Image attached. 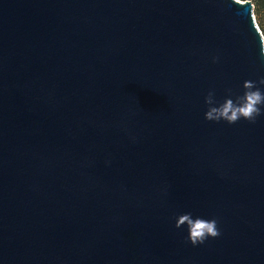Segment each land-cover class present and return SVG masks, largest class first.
<instances>
[{
	"label": "water",
	"instance_id": "1",
	"mask_svg": "<svg viewBox=\"0 0 264 264\" xmlns=\"http://www.w3.org/2000/svg\"><path fill=\"white\" fill-rule=\"evenodd\" d=\"M254 9L0 0V264H264V106L205 119L264 92Z\"/></svg>",
	"mask_w": 264,
	"mask_h": 264
},
{
	"label": "clouds",
	"instance_id": "2",
	"mask_svg": "<svg viewBox=\"0 0 264 264\" xmlns=\"http://www.w3.org/2000/svg\"><path fill=\"white\" fill-rule=\"evenodd\" d=\"M260 54L264 57V47L261 48ZM258 83L264 86V79L259 80ZM242 87L244 89L242 95L237 96L235 100L227 98L218 106H213L216 101L213 99V94L209 92L205 98V103L209 106L205 113V119L213 122L225 121L228 124H234L242 118L255 122V118L262 114L264 92L253 81H245ZM175 226L178 229L186 227L188 239L193 246L202 244L209 237L216 238L220 235L215 220L193 218L190 213L180 215L176 219Z\"/></svg>",
	"mask_w": 264,
	"mask_h": 264
},
{
	"label": "rangeland",
	"instance_id": "3",
	"mask_svg": "<svg viewBox=\"0 0 264 264\" xmlns=\"http://www.w3.org/2000/svg\"><path fill=\"white\" fill-rule=\"evenodd\" d=\"M255 6V5H254ZM254 18L256 19V22L258 24V27L260 28L263 36H264V9L263 10H256V6L254 9Z\"/></svg>",
	"mask_w": 264,
	"mask_h": 264
},
{
	"label": "trees",
	"instance_id": "4",
	"mask_svg": "<svg viewBox=\"0 0 264 264\" xmlns=\"http://www.w3.org/2000/svg\"><path fill=\"white\" fill-rule=\"evenodd\" d=\"M250 1H252V3L256 6V10L260 11L264 9V0H250Z\"/></svg>",
	"mask_w": 264,
	"mask_h": 264
}]
</instances>
